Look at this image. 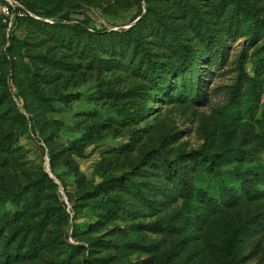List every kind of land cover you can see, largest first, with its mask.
Segmentation results:
<instances>
[{
	"label": "rangeland",
	"instance_id": "obj_1",
	"mask_svg": "<svg viewBox=\"0 0 264 264\" xmlns=\"http://www.w3.org/2000/svg\"><path fill=\"white\" fill-rule=\"evenodd\" d=\"M25 3L69 19L27 18ZM148 6L0 0V197L30 199L24 240L11 238L12 222L0 231V264H264V0ZM134 26L109 48L106 39ZM172 34L184 48L172 47ZM208 34L225 45L213 50ZM140 58L165 72L163 87L136 71ZM165 162L182 171L181 196L162 176ZM41 173L57 188L31 197ZM101 200L120 209L107 214ZM12 248L19 255L5 261Z\"/></svg>",
	"mask_w": 264,
	"mask_h": 264
},
{
	"label": "trees",
	"instance_id": "obj_2",
	"mask_svg": "<svg viewBox=\"0 0 264 264\" xmlns=\"http://www.w3.org/2000/svg\"><path fill=\"white\" fill-rule=\"evenodd\" d=\"M143 1V4L144 6L146 7V11H149V6H148V0H142ZM6 3V2H5ZM8 5V4H7ZM22 5V4H21ZM24 8L23 10L25 11V13L27 14V18H31V17H36L35 15H38V16H42V17H46L48 19H50L52 21L53 24H58V25H61V21H65L67 22L68 19H69V12L68 11H63V13L61 15H58L59 13L62 12V10L59 9V7L55 6V7H50L48 9H44L43 13L41 12H36L35 8L33 5H30V4H23L22 5ZM8 7V11L11 10V8L9 6ZM141 11L137 12L135 19L139 18L141 16ZM29 15H31V17H29ZM144 19V17H142L140 19V21H142ZM72 28H74L75 30H81V31H86V26L83 24V23H75ZM136 26L134 27H131L130 29L126 30V31H121L118 33V37H115V38H111V36L106 39V42H109L107 43L109 45V48H111L112 50L115 49L113 48V45H114V39L116 38H120L122 40H127V38H129V34L132 33V35H135L136 34ZM117 34V33H115ZM171 42L173 43V48L174 49H182L184 48V43L183 40H181L178 36L172 34L171 35ZM205 39L207 40L208 42V45L210 46L211 43H214L213 46H212V49L213 50H220L224 45H225V40L222 39V38H217L216 36H213L211 34H208V35H205ZM122 47V44L121 46H118V48L116 50H119L121 49ZM179 56H183L182 53L179 54ZM211 56H214L211 55ZM210 56V57H211ZM214 59H217V58H214ZM191 60H193V58H191ZM178 61H187L185 58H180ZM6 63L8 64V62L6 61ZM138 63L139 65H144L143 68H141L140 70H137V72H139L140 75H142V77H146L148 78L149 82L155 86V87H163L165 85V81H163V78L165 77V72L163 73H158V71H160L158 68H157V63L148 59V60H145V58H140L138 60ZM183 65V63L181 64ZM191 73L194 74V78L195 81H196V85H201L202 83V79L200 77V75L202 74V70L200 71H196L195 69L194 70H191ZM172 89V88H170ZM173 94V91L172 90H169V97L172 96ZM200 99V97L198 96L196 98V101H198ZM166 166L167 168L169 169L170 173H163L162 176L164 178H172V190H174V195L175 196H181V194L186 191V187L184 186V180H183V177H182V171H178V173L176 172L175 168L171 169V164L170 163H166ZM175 171V172H174ZM260 180V179H259ZM111 180L110 179H106L104 181L103 184L106 185V187L108 186H111L109 185L108 183L110 182ZM260 182H262L264 184V180H260ZM237 183L240 185V192L238 193L240 195V197H243L245 199H249L252 197V194H251V191H249L247 188H245L243 186V184L240 182V181H237ZM45 185H48L51 189H53V191L57 188V185L56 183L54 182V180L52 178H50L46 173H41L40 174V177L38 179H36L33 183L30 184L29 186V190L30 193H31V197H34L35 195V192H39L38 195L43 191L45 190ZM103 188V185H100L98 186V188ZM223 188H224V184L221 183L220 186H219V193L220 191L222 190L223 191ZM25 191L23 192H12L10 194H7L5 196H1L0 197V231H2L3 227L5 224H7V222H12V223H9L12 224V225H15L14 228H13V231L11 233V238L15 237V236H20L19 238V243H20V240H24V238L26 237V232L29 231V227L27 225V223H25L23 219V209L26 208V207H29V203H30V199L28 198V196L26 194H24ZM205 199H210V196L206 195L205 196ZM222 201H229V202H223L224 204H230V200H228V198L225 196L223 197ZM5 202H8L12 205L13 207V211L10 215H5L6 211L4 209V203ZM115 200L113 201H100L98 206L97 207H100V209H102L103 211H105L107 214H113L114 211L116 209H120L119 208V205L118 204H112L114 203ZM71 201L69 202L70 204V209L72 210L73 212V209L76 208V206H74L73 204L71 205ZM20 205V206H19ZM220 206V205H219ZM218 206V207H219ZM126 208V207H125ZM125 212L128 213L129 210L126 208L125 209ZM40 225H36L34 227V229H32L31 231H33V235H36V234H39L38 233V227ZM11 238L8 240L7 243H5V245H9L10 241H11ZM33 240H37L36 238H32V240L28 241V244H29V248L27 250L26 253H29L31 250V248H35V246L37 247L39 244V240L36 242V243H33ZM30 245H33L32 247ZM31 247V248H30ZM12 251H13V255L11 256L8 252H4L2 256H4V260L5 261H8L10 259V257H15V256H18L19 254L17 253V250H15L14 248H12ZM31 254V253H29Z\"/></svg>",
	"mask_w": 264,
	"mask_h": 264
},
{
	"label": "built area",
	"instance_id": "obj_3",
	"mask_svg": "<svg viewBox=\"0 0 264 264\" xmlns=\"http://www.w3.org/2000/svg\"><path fill=\"white\" fill-rule=\"evenodd\" d=\"M5 11H6V13L8 14V12H9V11H8V7L5 8ZM30 16H31V15H30Z\"/></svg>",
	"mask_w": 264,
	"mask_h": 264
}]
</instances>
